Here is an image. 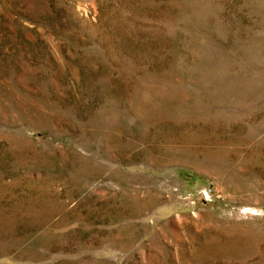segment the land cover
I'll use <instances>...</instances> for the list:
<instances>
[{
    "label": "rangeland",
    "instance_id": "rangeland-1",
    "mask_svg": "<svg viewBox=\"0 0 264 264\" xmlns=\"http://www.w3.org/2000/svg\"><path fill=\"white\" fill-rule=\"evenodd\" d=\"M0 264H264V0H0Z\"/></svg>",
    "mask_w": 264,
    "mask_h": 264
}]
</instances>
